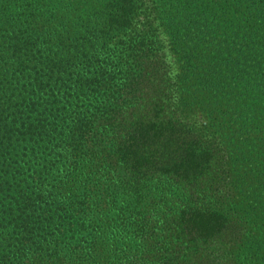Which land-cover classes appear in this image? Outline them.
<instances>
[{
  "label": "trees",
  "instance_id": "16d2710c",
  "mask_svg": "<svg viewBox=\"0 0 264 264\" xmlns=\"http://www.w3.org/2000/svg\"><path fill=\"white\" fill-rule=\"evenodd\" d=\"M215 1L223 17L236 0H0V264H264V237L188 205L197 144L160 103L176 86L161 33L194 74ZM244 13L264 35V0ZM205 216L220 229L195 242L185 221ZM228 230L241 243L213 248Z\"/></svg>",
  "mask_w": 264,
  "mask_h": 264
},
{
  "label": "rangeland",
  "instance_id": "374dc122",
  "mask_svg": "<svg viewBox=\"0 0 264 264\" xmlns=\"http://www.w3.org/2000/svg\"><path fill=\"white\" fill-rule=\"evenodd\" d=\"M236 1L228 4L230 9L223 17L222 9H218L221 4L215 1L212 6L215 21L210 22L212 31L195 49L202 61L196 63L192 75L184 72L186 62L176 52L177 46L167 34L161 33L169 76L176 86L172 88L173 98H162L160 103L171 104L166 109V119L181 120L190 128L197 144L195 155L187 151L178 170L190 171L178 175L185 187L180 191L189 197L188 205L204 207L214 200L213 203L217 202L214 206L220 205L225 218L222 229L246 227L252 232V246L264 237V35L256 37L254 32L252 41L249 40L253 29L248 23L250 17L246 18L244 13L246 0H239V6ZM190 40L189 37L185 40V49ZM226 55L237 59V66L225 62ZM237 73L245 76L231 80ZM244 103L247 106L243 111L240 106ZM233 206L237 212L239 209L240 217L233 212ZM243 215L247 220L242 219ZM185 225L189 238L195 242L209 239L221 226L220 221L209 216L190 217ZM223 234L227 235L215 239L212 247H218L228 236L234 243H241L243 234L236 237L230 235L231 231Z\"/></svg>",
  "mask_w": 264,
  "mask_h": 264
}]
</instances>
